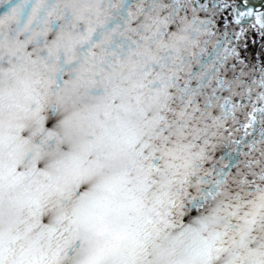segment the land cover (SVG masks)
Wrapping results in <instances>:
<instances>
[{"label": "clouds", "instance_id": "obj_1", "mask_svg": "<svg viewBox=\"0 0 264 264\" xmlns=\"http://www.w3.org/2000/svg\"><path fill=\"white\" fill-rule=\"evenodd\" d=\"M250 38L264 0H0V264H264Z\"/></svg>", "mask_w": 264, "mask_h": 264}, {"label": "bare ground", "instance_id": "obj_2", "mask_svg": "<svg viewBox=\"0 0 264 264\" xmlns=\"http://www.w3.org/2000/svg\"><path fill=\"white\" fill-rule=\"evenodd\" d=\"M241 47L244 48V49H248L249 47H251L250 55H252L253 57L264 56V49H261L260 46H259V42L256 41L253 38H250V39L246 40L241 45Z\"/></svg>", "mask_w": 264, "mask_h": 264}, {"label": "snow or ice", "instance_id": "obj_3", "mask_svg": "<svg viewBox=\"0 0 264 264\" xmlns=\"http://www.w3.org/2000/svg\"><path fill=\"white\" fill-rule=\"evenodd\" d=\"M236 35H237V38H239V35H240V34H239V33H237ZM247 50H248V51H249V53H250V52H251V47H249Z\"/></svg>", "mask_w": 264, "mask_h": 264}]
</instances>
